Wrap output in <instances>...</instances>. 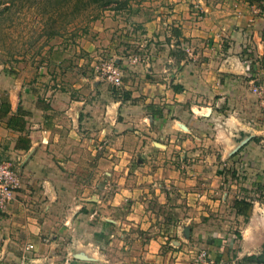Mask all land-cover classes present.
<instances>
[{
    "label": "crops",
    "instance_id": "0c3cea01",
    "mask_svg": "<svg viewBox=\"0 0 264 264\" xmlns=\"http://www.w3.org/2000/svg\"><path fill=\"white\" fill-rule=\"evenodd\" d=\"M244 15L229 18L222 28L187 27L191 57L170 72L169 83H157L150 93L154 101L145 111L140 107L143 119L132 121L123 104L104 142L97 99L86 103L68 88L44 86L41 76L30 82L0 67V158L21 175L15 199L0 209V264H191L189 240L196 234L216 235L223 249L232 248L240 258L262 251L264 202L255 194L264 175V106L252 86L254 80L264 84V17ZM241 48L250 54L239 53ZM136 125L143 129L134 130ZM148 126L158 130L156 139ZM134 132L141 135L142 169L132 165L128 150ZM195 153L202 163L182 171L179 163H191ZM211 154L222 166L234 155L242 158L250 167L241 172L253 174L240 186L246 184L247 193H234L236 233L224 231L222 221L211 228V218L200 223L177 214L182 207L169 196L171 182L183 173L187 180L203 178L202 196L214 189L229 199L233 188L224 181L212 188L208 181ZM134 174H141L138 181ZM114 175L119 178L112 186ZM110 189L109 198L99 195ZM188 189L195 192L193 185ZM153 195L169 209H151L147 201ZM241 198L253 202L246 214L234 206Z\"/></svg>",
    "mask_w": 264,
    "mask_h": 264
},
{
    "label": "rangeland",
    "instance_id": "374dc122",
    "mask_svg": "<svg viewBox=\"0 0 264 264\" xmlns=\"http://www.w3.org/2000/svg\"><path fill=\"white\" fill-rule=\"evenodd\" d=\"M243 14L264 17V0H127L125 4L119 5L114 1L106 6L92 0H0V67L22 74L30 82L37 81L41 76L44 86L68 88L86 103L97 99L94 109L102 118L99 122V137L102 138L99 139L104 142L109 135L107 133H111L108 124L117 122L123 104H126L127 108L124 106L123 109L132 121L143 119L139 110L142 108L145 111L148 103L154 101L150 93L155 91L157 83L162 80L165 84L169 83L170 72H178L181 60L191 57L186 44L191 37L183 33L187 27L204 25L210 29L222 28L229 18ZM243 49L238 52L248 56L250 49L245 53ZM109 64L121 69L122 83L113 84L106 78L105 70ZM174 86L180 88L181 84ZM108 100L113 103L111 108L104 104ZM149 120L146 118L144 122ZM148 128L150 136L156 139L158 130L154 126ZM137 129L143 128L134 126V130ZM133 136L137 138L134 142L133 138L128 140H132L128 143L132 165L142 169L145 159L139 149L141 135L135 133ZM101 149L104 150V147ZM206 158L212 169L208 180L212 188L219 187L224 181L227 188H233L228 190L233 195L224 199L225 191L208 189L202 196L199 192L203 178L195 174L193 179L187 180V175L181 173L177 183L171 182L169 196L171 201L182 207L181 210L176 209L177 214H189L200 223L211 218V228L222 221L226 227L224 231L234 232L238 219L231 204L234 193L244 195L242 190L245 192L246 184L244 189L240 186L253 174L241 171L250 165L248 162L243 165L242 158L235 155L223 166L212 154ZM201 161L202 158L195 153L191 163H179L180 169L185 171L187 166L196 168L195 165L201 164ZM146 162L150 167L156 164L153 160ZM140 175L134 174L132 178L138 181ZM88 176L84 174V177ZM114 176L109 179L112 186L119 178ZM257 182L260 184L256 186L258 193L255 196L261 203L264 202V175ZM232 183L238 185L231 186ZM191 185L195 192L188 189ZM111 190L98 193L103 198H109ZM159 196L167 199L165 193ZM147 202L156 212L169 209L163 207L154 195L148 196ZM195 223L192 222V227ZM218 239L216 235L201 237L198 234L191 238L190 263L204 264L199 258L203 250L209 256L206 260L213 259L215 264L253 262L248 255L238 257L232 248L230 251L223 249ZM223 242L226 243L225 240ZM169 264L173 262L170 260Z\"/></svg>",
    "mask_w": 264,
    "mask_h": 264
},
{
    "label": "built area",
    "instance_id": "2783aa9c",
    "mask_svg": "<svg viewBox=\"0 0 264 264\" xmlns=\"http://www.w3.org/2000/svg\"><path fill=\"white\" fill-rule=\"evenodd\" d=\"M105 76L113 84H120L123 82V73L115 64L107 65ZM252 90L260 95L264 106V84H257L254 80ZM20 184L21 175L15 165L8 159L0 158V209H5L13 202L16 190L19 188ZM208 257L205 250L201 251L199 258L204 264H215L213 263V259L207 261L206 259Z\"/></svg>",
    "mask_w": 264,
    "mask_h": 264
},
{
    "label": "trees",
    "instance_id": "16d2710c",
    "mask_svg": "<svg viewBox=\"0 0 264 264\" xmlns=\"http://www.w3.org/2000/svg\"><path fill=\"white\" fill-rule=\"evenodd\" d=\"M92 1L100 3L101 6L109 5L110 3L114 2V1L116 4H119V5L125 4L127 2V0H92ZM234 206L236 207L238 212L246 214L248 212V210H250V208H252L253 202L250 200H247L245 198L236 199L234 202ZM248 256H249V258H251V260L253 262H258L260 264H264V245H263L262 251L259 254H251Z\"/></svg>",
    "mask_w": 264,
    "mask_h": 264
}]
</instances>
